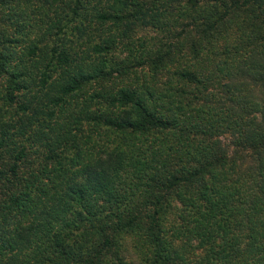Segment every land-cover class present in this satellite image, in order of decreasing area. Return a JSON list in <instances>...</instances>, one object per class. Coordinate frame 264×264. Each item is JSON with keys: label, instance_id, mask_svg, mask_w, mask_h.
Returning <instances> with one entry per match:
<instances>
[{"label": "trees", "instance_id": "obj_1", "mask_svg": "<svg viewBox=\"0 0 264 264\" xmlns=\"http://www.w3.org/2000/svg\"><path fill=\"white\" fill-rule=\"evenodd\" d=\"M51 5L0 49V264H264V0Z\"/></svg>", "mask_w": 264, "mask_h": 264}, {"label": "rangeland", "instance_id": "obj_2", "mask_svg": "<svg viewBox=\"0 0 264 264\" xmlns=\"http://www.w3.org/2000/svg\"><path fill=\"white\" fill-rule=\"evenodd\" d=\"M3 1V0H2ZM11 4H21L22 8H17L20 10L18 13L23 12L24 10H27L28 14L32 16L34 19L37 18L36 21H32L29 19V21L24 22L23 20L21 23H18L16 25L12 24L9 21L2 22L1 21V27L2 31L0 30V49L5 53H11V52H20L24 49H28V46L31 43H39V46H43L46 43H49L52 45V41L48 40L46 43L43 42L42 34L46 31L45 22L47 21L48 16H52V0H9ZM8 4V2H7ZM204 4V2H203ZM204 7V6H203ZM1 8H5L4 6H1ZM44 17V22L41 23L40 19ZM25 26L26 28L23 30L21 27ZM137 28V26L135 27ZM136 30L137 33H135L136 38H142V39H149L159 41L160 43L164 44L166 47L169 46V44H172L171 42H177V39L174 37L176 36V33L174 35L168 34L165 30L160 29L158 27H146L144 29H141V27H138ZM6 31V32H5ZM22 34V37H21ZM179 35L176 36L178 38ZM24 38V39H21ZM179 56V55H178Z\"/></svg>", "mask_w": 264, "mask_h": 264}]
</instances>
